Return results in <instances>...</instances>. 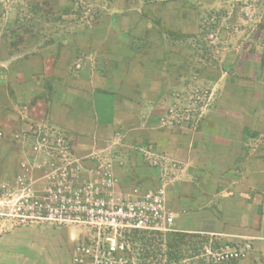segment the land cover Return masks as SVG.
Returning <instances> with one entry per match:
<instances>
[{"label": "crops", "instance_id": "crops-1", "mask_svg": "<svg viewBox=\"0 0 264 264\" xmlns=\"http://www.w3.org/2000/svg\"><path fill=\"white\" fill-rule=\"evenodd\" d=\"M181 6L167 3L164 17ZM180 16L178 24H168L173 34L199 33L194 15L183 10ZM71 28L78 34L61 41L41 43L27 37L22 42L20 28L0 4L2 140H36L43 127L62 131L76 157L107 148L117 164L119 187L164 189L174 214L173 231L205 236L207 245H247L248 258L232 264H263L261 36L252 39L258 50L225 58L233 72L213 79L219 92L196 130L161 120L169 94L190 82V62L185 68L179 40L169 33L155 39L157 28L120 0L96 26ZM97 31L104 37L85 35ZM136 41L144 44L135 48ZM191 64L194 73V58ZM31 227L29 232L12 228L0 233V264H75L76 244L69 247L58 226ZM198 259L195 255L164 264H204Z\"/></svg>", "mask_w": 264, "mask_h": 264}, {"label": "rangeland", "instance_id": "rangeland-1", "mask_svg": "<svg viewBox=\"0 0 264 264\" xmlns=\"http://www.w3.org/2000/svg\"><path fill=\"white\" fill-rule=\"evenodd\" d=\"M120 1L137 11L148 25L157 28L155 39L163 37L164 33L166 35L169 33L180 41V53L184 57L185 68L187 61L190 62V82L187 84L184 81L178 90H173L174 93L169 94V100H166L167 103L169 102L168 111L161 115V120L168 125L173 123L199 129L207 115V110L212 107L219 92L218 83L213 79L218 80L219 75L233 72L234 66L228 65L225 58H234L244 50L250 53L252 50H258V46L252 43L253 37H257L258 34L264 40V32H262L264 31V0ZM114 2L115 0H0L5 14L12 15L14 26L21 30L18 33L20 41L26 42L27 37H35L34 39L41 43L61 41L63 37L71 38L77 35L78 32H75L71 26L88 28L96 26ZM172 2H181L182 6L178 9H170V17L165 18L167 3ZM183 10L195 16L200 27L199 33L177 35L168 29V24H178ZM185 24L187 25V21ZM32 27H36L35 32H29L32 29L28 28ZM88 34L98 39L104 37L100 31L85 33ZM116 41H120V38L117 37ZM143 44V41H136L134 47L140 48ZM192 58L196 61L194 73H191ZM36 137V140H28L25 136L22 140H2L4 134L0 128V200L9 201L27 193L44 196L53 183L63 181V132L40 127ZM58 140L61 142L59 143ZM122 140L118 143H122ZM70 150L75 155L73 149ZM92 154L112 162L114 175L118 181L117 164L108 149ZM92 154L79 157L83 160L82 178L88 176L85 169L97 163V159L95 162L91 161L89 156ZM86 160L90 162L88 165L85 164ZM151 163L155 164L153 160ZM0 213H5L0 215V233L9 232L12 228H22L24 232H29L28 226L37 228L42 224H50L58 226L57 230L63 234L69 247L85 242L81 227H63V223L47 221L21 224L17 219L7 216L10 210L4 205H1ZM130 237L134 264L179 263L200 255L206 245L203 242L204 238L187 237L176 246L179 259L169 260L171 257L169 243L173 235L140 234ZM248 255L247 252L241 261L247 259ZM260 261L264 264L263 259Z\"/></svg>", "mask_w": 264, "mask_h": 264}, {"label": "built area", "instance_id": "built-area-1", "mask_svg": "<svg viewBox=\"0 0 264 264\" xmlns=\"http://www.w3.org/2000/svg\"><path fill=\"white\" fill-rule=\"evenodd\" d=\"M89 157L97 163L85 169L88 176L82 178L83 160L63 140V181L53 183L47 195L22 194L9 201L0 200V207L8 208L7 216L21 224L47 221L81 227L85 242L74 247L75 264H134L128 240L132 231H173L174 214L167 207L165 191L139 187L124 190L118 185L112 162L93 154ZM248 250L247 245L212 242L197 258L204 264H232L245 258Z\"/></svg>", "mask_w": 264, "mask_h": 264}, {"label": "trees", "instance_id": "trees-1", "mask_svg": "<svg viewBox=\"0 0 264 264\" xmlns=\"http://www.w3.org/2000/svg\"><path fill=\"white\" fill-rule=\"evenodd\" d=\"M148 235V234H156V235H161L162 234H166V235H173V237L170 240L169 243V249L171 250L170 255L171 257L169 258V260H178L179 257L177 255V245L180 244L183 240H185L187 237H198V238H204V243L208 242V238L205 236H198V235H190V234H186V233H182V232H176V231H172V232H168V233H162V232H144V231H132L129 235H128V240L131 242L130 240V236L132 235ZM173 251V252H172Z\"/></svg>", "mask_w": 264, "mask_h": 264}]
</instances>
